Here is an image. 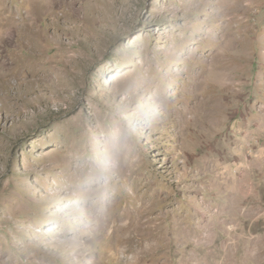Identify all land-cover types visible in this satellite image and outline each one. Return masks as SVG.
I'll list each match as a JSON object with an SVG mask.
<instances>
[{
	"label": "rangeland",
	"instance_id": "obj_1",
	"mask_svg": "<svg viewBox=\"0 0 264 264\" xmlns=\"http://www.w3.org/2000/svg\"><path fill=\"white\" fill-rule=\"evenodd\" d=\"M164 262L264 264V0H0V264Z\"/></svg>",
	"mask_w": 264,
	"mask_h": 264
},
{
	"label": "bare ground",
	"instance_id": "obj_2",
	"mask_svg": "<svg viewBox=\"0 0 264 264\" xmlns=\"http://www.w3.org/2000/svg\"><path fill=\"white\" fill-rule=\"evenodd\" d=\"M247 189V188H246ZM246 189H245V192H246ZM148 248V246L146 245V247L144 246V244H142V250H141V248H140V250H139V254L141 253V252H143L144 250H146ZM113 253V252H112ZM136 255H137V253H136ZM143 261V260H142ZM141 261V262H142ZM164 264H167V262H164Z\"/></svg>",
	"mask_w": 264,
	"mask_h": 264
}]
</instances>
